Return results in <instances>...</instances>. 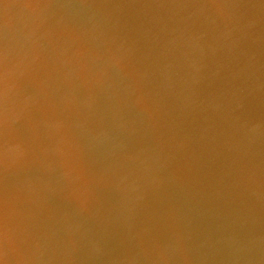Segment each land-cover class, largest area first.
I'll list each match as a JSON object with an SVG mask.
<instances>
[{
  "label": "water",
  "instance_id": "1",
  "mask_svg": "<svg viewBox=\"0 0 264 264\" xmlns=\"http://www.w3.org/2000/svg\"><path fill=\"white\" fill-rule=\"evenodd\" d=\"M0 264H264V0H0Z\"/></svg>",
  "mask_w": 264,
  "mask_h": 264
}]
</instances>
